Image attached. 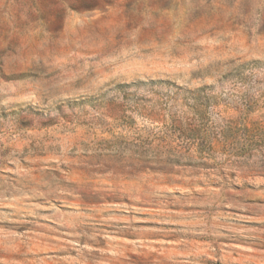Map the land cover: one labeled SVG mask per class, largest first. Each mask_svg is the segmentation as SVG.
I'll use <instances>...</instances> for the list:
<instances>
[{
	"label": "rangeland",
	"instance_id": "obj_1",
	"mask_svg": "<svg viewBox=\"0 0 264 264\" xmlns=\"http://www.w3.org/2000/svg\"><path fill=\"white\" fill-rule=\"evenodd\" d=\"M0 264H264V0H0Z\"/></svg>",
	"mask_w": 264,
	"mask_h": 264
},
{
	"label": "trees",
	"instance_id": "obj_2",
	"mask_svg": "<svg viewBox=\"0 0 264 264\" xmlns=\"http://www.w3.org/2000/svg\"><path fill=\"white\" fill-rule=\"evenodd\" d=\"M193 136H194V137H191V139H193V140L200 139V137H196V136H198V134L196 135V133H195V135H193ZM201 145L204 146L203 143H202ZM200 150H202V152H203L202 147L200 148ZM202 157H203V155H202ZM203 158H204V157H203Z\"/></svg>",
	"mask_w": 264,
	"mask_h": 264
}]
</instances>
